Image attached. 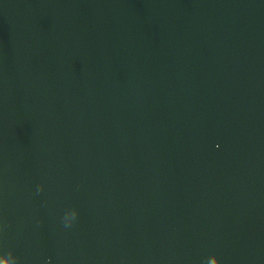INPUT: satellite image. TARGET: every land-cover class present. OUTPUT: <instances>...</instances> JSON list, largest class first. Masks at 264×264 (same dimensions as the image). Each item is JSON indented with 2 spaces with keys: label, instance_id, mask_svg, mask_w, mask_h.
Instances as JSON below:
<instances>
[{
  "label": "water",
  "instance_id": "95a60500",
  "mask_svg": "<svg viewBox=\"0 0 264 264\" xmlns=\"http://www.w3.org/2000/svg\"><path fill=\"white\" fill-rule=\"evenodd\" d=\"M0 264H264V0H0Z\"/></svg>",
  "mask_w": 264,
  "mask_h": 264
},
{
  "label": "clouds",
  "instance_id": "9594fccd",
  "mask_svg": "<svg viewBox=\"0 0 264 264\" xmlns=\"http://www.w3.org/2000/svg\"><path fill=\"white\" fill-rule=\"evenodd\" d=\"M70 225V224H69Z\"/></svg>",
  "mask_w": 264,
  "mask_h": 264
}]
</instances>
